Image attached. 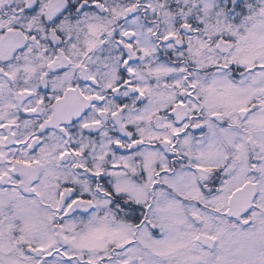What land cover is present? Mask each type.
<instances>
[{"label":"snow or ice","instance_id":"6c2138e0","mask_svg":"<svg viewBox=\"0 0 264 264\" xmlns=\"http://www.w3.org/2000/svg\"><path fill=\"white\" fill-rule=\"evenodd\" d=\"M0 264H264V0H0Z\"/></svg>","mask_w":264,"mask_h":264}]
</instances>
